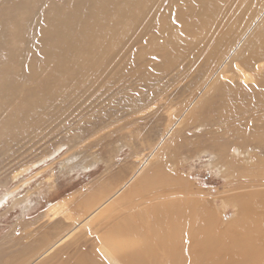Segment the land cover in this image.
Wrapping results in <instances>:
<instances>
[{
  "label": "bare ground",
  "instance_id": "obj_1",
  "mask_svg": "<svg viewBox=\"0 0 264 264\" xmlns=\"http://www.w3.org/2000/svg\"><path fill=\"white\" fill-rule=\"evenodd\" d=\"M49 3L53 0H0V145L9 146L25 139L30 134L27 131L34 132L59 97L60 86L106 65L101 57L110 51L117 28V41L134 50L139 61L143 55L149 61L152 56L163 60L155 65L160 75L171 73L176 62L185 59L190 71L197 62L203 65V74L192 88L194 104L188 103L179 114L172 109L169 124L184 127L188 119L198 121V101L204 93L216 90L223 104L220 116L231 123L244 121V130L237 129L240 139L231 141L228 150L237 148L242 153L251 145L263 151L264 0H67L66 6L59 7ZM16 31L23 33V48L16 46ZM93 37L101 39L95 61L87 55ZM138 60H121L118 69L142 80L158 76L142 74ZM138 108L131 109L135 113ZM35 111L40 117L33 120ZM167 132L157 146L167 147ZM222 150L227 152L220 148L217 156ZM252 159L261 164L252 165L256 174L248 184L240 179V188L264 185V161L256 155ZM233 160L231 156L216 163L231 176ZM148 162L107 187L103 197L97 195L99 199L76 206V215L67 207L69 201L45 215L48 222L41 225L42 230L28 233L17 264H48L54 258L49 264H264V197L259 191L237 205L229 197L225 199L239 216L221 232L210 205L214 200L193 191L187 182L165 175L161 165L153 167L152 174L143 173ZM247 174L248 170L241 175ZM8 194L0 197V206ZM60 208L61 214L56 215ZM249 226H255L253 231H247Z\"/></svg>",
  "mask_w": 264,
  "mask_h": 264
},
{
  "label": "rangeland",
  "instance_id": "obj_2",
  "mask_svg": "<svg viewBox=\"0 0 264 264\" xmlns=\"http://www.w3.org/2000/svg\"><path fill=\"white\" fill-rule=\"evenodd\" d=\"M66 2L53 0L49 4L59 7L66 6ZM116 30L110 40V51L101 57L106 65L81 75L75 83L68 84L70 86H60L59 97L50 104L51 107L42 116L43 120H39L40 125L33 129L34 132L28 129L30 134L25 139L12 142L9 146L0 145V197L9 192L6 201L0 206V264H17L22 260V252H19L28 239V233H32L33 229L42 230L41 225L48 222L45 215H52L60 204L69 201L67 207L73 209L76 215L79 210L76 206L103 197L108 191L107 187L115 186L120 179L127 178L143 161L149 160L143 173L152 174L155 171L153 167L161 165L165 175L187 182L193 191H200L204 198L214 200L210 205L219 220L221 232L236 222L239 216L234 205L227 206L226 198L229 197L237 205L241 200H251L256 191L264 197V185L239 187L240 179L246 184L248 180L252 181L253 174H256L252 165L261 164L252 156L256 155V158L264 161V149L258 152L250 145L246 151L242 147L243 154L238 153L237 148L228 150L231 141L240 139L238 130H244V121L231 123L228 118L226 120L220 116L223 104L216 90L204 93L202 100L198 101L199 108H195V112L199 113L198 121L196 118L188 119L184 127L183 124L176 126L175 123H168L172 109L174 114H179L188 103L194 102L192 88L203 74V65L197 62L190 71L185 59L176 62L174 68L180 71L175 72V75L173 72L176 69L160 75L155 65L162 64L163 60L152 56L151 62L148 55H143L139 61L133 55L134 50L131 52L120 40L117 41ZM16 34L19 38L16 46L23 48V33L16 31ZM100 44L101 39L93 37L88 45L90 52L87 55L92 61L99 59L96 47H100ZM110 56L111 63L107 64ZM126 59L138 60L140 72L155 73L157 79L146 77L142 80L137 75L131 77L127 72H120L117 63ZM157 93L161 95L156 100H149ZM135 105L139 108L134 113L131 108ZM38 117L40 115L35 111L33 120ZM218 117L221 119L217 123ZM201 120L206 122L204 126ZM165 130L168 132L164 137L170 141L166 148L161 147L162 143L157 146ZM220 148H225L227 152L222 150L217 156ZM231 156H234V173L228 176L223 172L224 167L219 170L221 165L216 161ZM248 157L252 160H248ZM246 170L249 174L241 175ZM229 179L237 184L230 183ZM61 209L56 215L61 214ZM251 214L256 216L255 212ZM253 228L255 226H249L247 231H253ZM83 241L82 238L80 244ZM61 257L59 254L58 261Z\"/></svg>",
  "mask_w": 264,
  "mask_h": 264
}]
</instances>
